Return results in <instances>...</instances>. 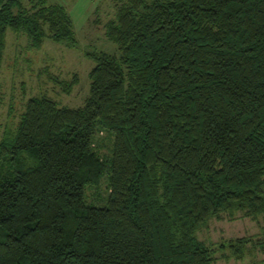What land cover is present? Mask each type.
<instances>
[{"label": "trees", "instance_id": "16d2710c", "mask_svg": "<svg viewBox=\"0 0 264 264\" xmlns=\"http://www.w3.org/2000/svg\"><path fill=\"white\" fill-rule=\"evenodd\" d=\"M113 1L84 104L31 96L0 140V264L242 258L199 233L264 215V0ZM10 29L78 41L65 6L0 0V75Z\"/></svg>", "mask_w": 264, "mask_h": 264}, {"label": "rangeland", "instance_id": "374dc122", "mask_svg": "<svg viewBox=\"0 0 264 264\" xmlns=\"http://www.w3.org/2000/svg\"><path fill=\"white\" fill-rule=\"evenodd\" d=\"M47 1L67 8L77 45L69 47L64 42L46 38L41 48H33L25 34L8 30L0 75V140L6 131L15 128L25 102L31 96L46 94L60 105L82 106L90 91L89 72L95 65L89 53L118 52V45L105 34V24L115 17V1ZM75 77L76 84L70 93H66L61 81ZM89 199H93L92 192H89ZM199 236L212 243L250 237L256 245L248 247L250 251L242 258L220 257L217 264H264V247L260 245L264 242V215L252 219L236 212L234 217L227 215L221 220L213 219Z\"/></svg>", "mask_w": 264, "mask_h": 264}]
</instances>
